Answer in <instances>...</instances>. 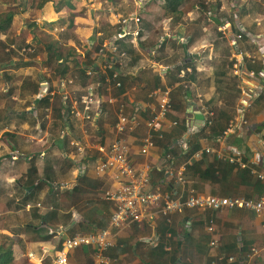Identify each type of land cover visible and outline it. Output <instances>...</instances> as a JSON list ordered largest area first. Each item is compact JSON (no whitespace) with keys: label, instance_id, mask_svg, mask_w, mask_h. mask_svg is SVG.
Segmentation results:
<instances>
[{"label":"crops","instance_id":"obj_1","mask_svg":"<svg viewBox=\"0 0 264 264\" xmlns=\"http://www.w3.org/2000/svg\"><path fill=\"white\" fill-rule=\"evenodd\" d=\"M240 1L234 4L232 17L223 15L218 22L229 53H219L206 34L207 26L186 32L177 26L173 34L165 31L157 40L166 44L167 39H172L180 45L183 54H169L173 55L172 62L166 56H158L157 44L144 46L147 26L152 25H138L140 18L135 13L125 18V25L118 24L111 37L104 35L96 20L78 14L81 3L77 0H39L11 13L10 24L0 30V59L6 58V62H0L6 67L0 68V179L21 191V195L16 192L13 203L19 205L26 200L22 205L27 209L34 206L36 223H27L26 228L37 236L30 243L28 260L19 261L11 248L14 262L56 264L64 238L108 227L114 235V245L106 251L110 264H264L263 214L246 208L183 207L168 215L150 212L142 222L110 227L112 202L104 197V192L118 183L112 171H96L104 155L98 147L108 145L116 137L114 124L123 106L133 125L126 132L129 157L135 166L150 164V184L152 180L157 182V172L165 173L161 182L151 185L153 189L175 196L182 194L183 198L191 194L264 197V179L259 177L264 176V0ZM68 11L73 17L65 21L71 23L74 34L59 41L78 51V40L85 46L84 51L78 61L66 62L68 71L63 75L55 80L44 77L36 90H27L25 85L22 87L23 79L31 76L34 83V70L40 76H50L42 58L34 59L35 65L30 57L21 61L12 51L23 39L30 45L37 39L27 28L28 16L37 14L36 21L47 25V32L52 34L50 28ZM132 16L139 21L129 19ZM238 34L241 37L234 43ZM119 44H125L127 52L119 49ZM129 44L133 51L129 52ZM207 49L209 52L203 54ZM238 59L242 67L237 73L234 64ZM112 68L126 78L123 92L118 90L121 83L112 85L108 77L104 78V88L97 89L99 72L106 74ZM80 69L85 73L92 70L91 75L86 73L85 83L77 81L76 73L83 76ZM172 69V74H166ZM61 79L71 82L62 87L58 84ZM44 82L47 88L42 95L40 86ZM157 88L170 90L171 109L165 120L157 122L158 131H152L154 146L142 155L141 140L149 131L146 121L157 104L150 94ZM27 92L33 98L25 105ZM48 93L68 98L67 110H61L65 124L54 107L36 106L40 97ZM88 97L93 101L87 110ZM36 112L41 116L31 118ZM86 113L89 118L84 117ZM196 113L204 118L197 130ZM173 121L176 124L170 127L168 124ZM99 126L101 135L97 133ZM169 144H174L176 152L167 157ZM181 149L192 153L181 159ZM229 157L239 159L244 166L230 163ZM194 161L198 163L189 167ZM180 173L182 181L177 178ZM169 182L174 184L172 189L166 185ZM30 184L42 185L28 197L26 188ZM46 213L50 215L44 225L40 215ZM213 239L214 246L210 244ZM93 253L92 246L70 249L66 252L67 261L91 264Z\"/></svg>","mask_w":264,"mask_h":264},{"label":"rangeland","instance_id":"obj_2","mask_svg":"<svg viewBox=\"0 0 264 264\" xmlns=\"http://www.w3.org/2000/svg\"><path fill=\"white\" fill-rule=\"evenodd\" d=\"M38 1L39 0H0V20L7 16L9 13H18L22 7H26V3L31 2L35 4ZM53 1L59 2L60 0ZM77 1L81 3L78 14H82L83 17H91L96 20L99 24L98 26H100L106 37H111L112 35H114L116 33V29L118 28V24H122L121 21L123 19L128 18L130 14L135 13L140 18L138 25L143 26V24L145 23L152 25L150 27L147 26L148 29L146 31H148V37L145 41H143L144 46L151 48V46L155 42H157L159 37L165 31H169L171 32L170 34H173L176 31L175 29L177 26H182L185 30L184 32H186L192 28H200V26L205 25L208 27L206 34L208 33L209 37L213 39V42L215 43L216 48L221 55L226 54L228 52V48L226 47V45H224L223 34L218 30V27L220 25L218 24L219 19L223 15H226L228 18H230V16L232 17V13L236 8L234 4H238L241 2L240 0H184L183 4L180 7V14H175L169 17L164 13V0ZM90 9L93 11H90ZM66 14L67 15H65V18H59V21H57L56 24L52 26V28H50L52 34H49L47 32V25L42 24L43 22L38 23V21H36L37 14H30L27 19V28L30 29V32L35 34L37 39L31 45L25 43L24 39L22 42L17 43L15 45V48H12V51L15 53L16 58H20L21 61H23L24 57L28 56L31 58L30 62H33L35 63V65H37L33 60L37 59L38 57L42 58V62L45 64L44 59L46 57V45H52L51 43H53L52 47L55 48L54 50H58L60 54H67L70 48H74L67 45H62L59 41L60 38L63 41L65 39L68 40L74 34L72 31L73 28L72 26H70L71 23L65 21L66 18L73 17V13L68 11V13ZM216 19H218V21H216ZM111 20L114 22L112 23ZM154 23H156L157 28H154ZM60 27L63 29L59 30ZM77 42L78 40H76V46L79 48V50L77 51L76 48L74 49L75 61L77 60L78 56L81 55V52L85 49L84 45H81V43ZM165 47L164 49H160L159 51L157 50V53H159L158 56H166V59L169 60V62L173 61V55H170L169 57V54L173 53L178 56L183 54L180 45L172 39L166 40ZM208 52L209 51L207 49L203 52V54H207ZM0 62H6V58L0 59ZM55 67L56 63L53 62L51 66L47 68L49 70L48 72L50 76H40L39 74H37V70H34V80L36 81H32L34 83H31V76H27L25 79H23L22 87L25 85V88L27 90H36L38 85L37 83L39 81H42L44 77L48 80H55L59 75L61 76L62 74H60V71H58V69H56L57 71L54 70ZM0 68L5 69L6 67L4 64H0ZM70 70L71 68L69 67V71ZM76 74L78 76L77 81L79 83H84V81L86 82V79H84L83 76H81L79 73ZM61 81L62 79L60 80V82H58V84L61 85ZM33 84L34 88H32ZM28 95L29 96L25 97L27 99L25 105L30 104L33 98L31 92L28 93ZM20 96L25 95L21 93ZM10 107L14 109V105ZM37 114L38 113L36 112V115ZM53 134H55L54 131ZM3 175L4 172L2 176ZM16 192L19 194L21 193V191L16 189L13 184H8L3 179H0V243L10 245L14 251L16 258H18L19 261H25L28 260L27 252L30 249V243L37 237L33 231L26 228V224H35L36 219L32 214V210L34 209L33 205H31L30 208L27 209V206L22 205L23 203L21 201L19 205L13 203ZM17 210L20 211L17 212ZM30 214H32V217H30Z\"/></svg>","mask_w":264,"mask_h":264},{"label":"built area","instance_id":"obj_3","mask_svg":"<svg viewBox=\"0 0 264 264\" xmlns=\"http://www.w3.org/2000/svg\"><path fill=\"white\" fill-rule=\"evenodd\" d=\"M129 19L139 21V18L134 16ZM127 21V19H123L121 21L122 25H125ZM240 37L241 34L236 35L233 42L235 43V40ZM238 54L241 56L240 53ZM241 67L242 62L238 59L234 64L235 72L238 73ZM91 72L92 70L88 69L86 73L91 75ZM112 73L113 77L118 76V72L112 71ZM70 82V79H63L61 85L65 87ZM117 85H120V82H117ZM150 95L156 98L157 104L151 108L152 117L146 121V126L149 131L141 140L139 151L142 155H147L150 148L154 146L152 131H158L157 122L165 120V117L171 109L170 90L168 88H157ZM92 101V97H88L85 100V109L88 110L89 104ZM84 117L89 118L88 113ZM116 119L114 129L117 135L108 145L98 147L104 155L96 165L97 173L101 174L110 170L112 171L113 178L118 183L117 187L108 188L104 192V197L109 202H112L110 227L120 228L133 222H142L150 212L152 214L158 212L163 215H168L174 211L181 210L183 207H198L204 209L246 208L264 215V197L246 198L243 196L191 194L183 198L182 194L175 196L169 192H161L158 189H153L150 184V164L143 162L141 165L135 166L129 157L130 144L126 132L131 130L133 125L124 113L123 106L120 107ZM175 124L176 122L173 121L168 125L171 127ZM206 151L209 150L206 149ZM228 160L230 163H237L240 166H244L235 157H229ZM259 177L264 179L262 175H259ZM177 178L182 181L181 173ZM209 230L212 231L213 227H209ZM49 231L53 232L51 229ZM113 237V232L108 227L66 237L62 241V251L56 255L54 261L56 264H69L66 254L68 250L80 246H92L94 253L91 264H110V258L106 255V251L114 245ZM210 244L214 246L216 240H211ZM229 259L233 258L230 257Z\"/></svg>","mask_w":264,"mask_h":264},{"label":"trees","instance_id":"obj_4","mask_svg":"<svg viewBox=\"0 0 264 264\" xmlns=\"http://www.w3.org/2000/svg\"><path fill=\"white\" fill-rule=\"evenodd\" d=\"M184 0H164L163 2V8H164V13L167 15V16H173V15H178L180 14V7L181 5L183 4ZM11 19H12V14H8L7 16H5L3 19L0 20V30H5V26H8L11 22ZM216 21H218V19H216ZM219 22H220V19H219ZM119 41H122V40H119ZM158 45V48L157 49H163L165 44H164V41L161 42V43H158V42H155L151 47H153L154 45ZM131 44L128 45L129 47V52L130 51H133V48H131ZM184 46V45H183ZM99 47H97L98 49ZM124 49L125 52H127L128 48L126 49V45L125 44H119V49ZM55 48L52 47V45L48 44L45 46V51H46V57H45V65L50 67L51 64L53 62L56 63V67L54 68V70L58 69V71H60V74L63 75V72H67L68 71V65L66 64V62L68 61H74V48H70L69 51L67 52V54H60V52L58 50H54ZM89 68V67H88ZM176 70L179 69V66H175L174 67ZM86 69V68H85ZM174 69L172 70H167L166 71V74H172L174 71ZM57 71V70H56ZM80 73L83 74V77L84 79H86V73H85V70L81 71V69L79 70ZM113 68L112 70L111 69H108V71L106 70V74H103V73H100L99 72V78H98V82L100 83L98 86H97V89H103L104 88V78L105 77H108L110 81V83L112 85H116L117 82L121 81V87L118 88L119 92H123L124 90V82H125V77H122V74H120V76H118L117 78H114L113 77ZM177 79V78H176ZM175 80V78H174ZM172 79V82L174 81ZM85 83V81H84ZM52 98V100H51ZM80 104H81V98H78ZM58 105V107H56ZM104 105V103H102V106ZM37 107H54V110L55 111H60L59 114H57V116L59 117V120H61L62 123L65 124L63 118L64 116L61 115V110H67L68 106H69V101H68V98L65 96V95H55V96H52L50 95V93L40 97V99L38 100L37 102ZM82 106V104H81ZM90 113V112H89ZM91 115L92 117H94V113L91 112ZM41 115L40 114H37L36 116H34L33 118L35 117H40ZM66 119V118H65ZM97 120V119H96ZM210 120V118H209ZM88 122L90 120H87ZM67 122V121H66ZM98 122V121H97ZM41 125H42V122H41ZM101 126H99L97 128V133L101 135ZM182 150L184 149H181L180 152H179V157L181 159H186L188 158V156L191 155L192 153V150H187L186 152H181ZM176 151H174V144H169L167 149H166V153L168 154V156H170L169 154H174ZM169 159L166 158V161H168ZM171 161V160H169ZM198 162L194 161L192 162L189 167H192V166H195V164H197ZM157 172V171H156ZM158 176L157 177V182L152 180V186H156L157 184L156 183H159L161 182V180L164 178L165 176V173L164 171H159L157 172ZM156 176L154 178H156ZM152 178V177H151ZM42 184H36L34 186H31L28 185L27 188H26V191L29 193V196L30 197L33 192H35V190H37V188H40ZM168 186V188L172 189L174 184L173 182H169L166 184ZM26 200L24 201L23 204H25ZM49 213H46V214H43V215H40V219L42 220L43 224L44 225H47L48 224V221H49ZM15 259H14V256H13V253H12V249H11V246L10 245H5V244H2L0 243V264H17L16 262H14Z\"/></svg>","mask_w":264,"mask_h":264},{"label":"water","instance_id":"obj_5","mask_svg":"<svg viewBox=\"0 0 264 264\" xmlns=\"http://www.w3.org/2000/svg\"><path fill=\"white\" fill-rule=\"evenodd\" d=\"M46 88H47V83H45V82L42 83L40 86V93L42 95L45 94ZM194 118H196V120H197L196 123L194 124V127L197 130V129L202 127V125L204 123V118H203V115L200 113H196Z\"/></svg>","mask_w":264,"mask_h":264}]
</instances>
